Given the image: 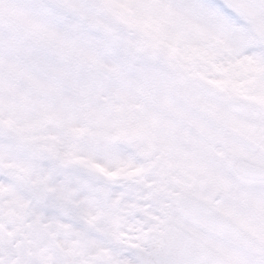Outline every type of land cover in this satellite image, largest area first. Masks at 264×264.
Returning <instances> with one entry per match:
<instances>
[{"label": "snow or ice", "instance_id": "snow-or-ice-1", "mask_svg": "<svg viewBox=\"0 0 264 264\" xmlns=\"http://www.w3.org/2000/svg\"><path fill=\"white\" fill-rule=\"evenodd\" d=\"M0 264H264V0H0Z\"/></svg>", "mask_w": 264, "mask_h": 264}]
</instances>
